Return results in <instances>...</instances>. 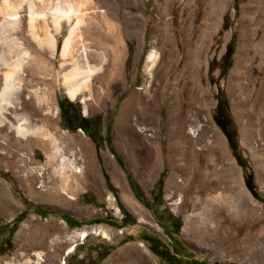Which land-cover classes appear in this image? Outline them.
<instances>
[{"label":"rangeland","instance_id":"374dc122","mask_svg":"<svg viewBox=\"0 0 264 264\" xmlns=\"http://www.w3.org/2000/svg\"><path fill=\"white\" fill-rule=\"evenodd\" d=\"M68 1L79 0H23L18 35L29 40L31 2L55 52L42 46L24 76L48 86L58 142L84 175L71 199L36 178L27 188L20 155L35 166L45 153L0 127V264H264V0H84V102L63 85L68 24L50 23ZM98 224L107 236L79 239Z\"/></svg>","mask_w":264,"mask_h":264},{"label":"bare ground","instance_id":"6f19581e","mask_svg":"<svg viewBox=\"0 0 264 264\" xmlns=\"http://www.w3.org/2000/svg\"><path fill=\"white\" fill-rule=\"evenodd\" d=\"M22 1L1 0L0 127H4L6 131L15 136L18 143L24 148L32 146L29 144H35L41 147L45 153V163H38L35 166H29L28 159H25L26 157L21 154L22 159L20 158L19 163L16 165V171L19 174H17L18 180L22 183L25 182L27 188H29L30 179L36 178L40 190L44 191L48 189L52 193H61L71 199L73 198L71 191L74 190L72 187L77 184V179L82 177V168L77 166L78 164L76 165L77 161L74 150L69 151V149L66 153L67 147L63 148L61 143L58 142V132L62 136L65 134V131H59L56 125L58 109L57 105L52 103L48 86L40 87L39 85H33L31 83L32 79L24 76L26 66L32 63H39L43 58L45 52L42 50V46L46 47L49 56H53L55 52V37L46 28L47 16L45 13L39 17L41 21L40 25H38L39 22L37 23L38 20H36L38 13L34 10V5L31 2H28L27 7L29 40L25 42L18 35L23 29L19 15V7H21L20 3ZM83 3L84 0L58 3L49 11H51L50 23L53 22V26L57 29H55L56 32L61 28L62 20L68 24V31L62 46L61 56L63 58L70 57L71 61H73V67L63 76L65 92L70 98L79 97L84 102L86 96L83 94V90L90 86L93 69L88 64L87 49L82 43L78 45V49L82 54L80 57L83 58V63L81 64L84 65L76 62L77 59L74 58V55L78 53L76 49L77 34L83 23ZM38 28L44 31L43 37H41L43 34L37 33ZM76 50L77 52H75ZM153 52L148 55L146 60L145 73L149 79L152 76L149 70V62L153 56ZM34 83L36 82L34 81ZM0 142L5 145L4 140ZM123 198L128 205H133V201L127 193L124 192ZM108 199L111 200L110 197ZM106 232L101 224L91 225L83 227L78 233V237L81 239L90 233L107 236ZM72 249V245L68 246L65 254ZM239 264L244 263L241 262Z\"/></svg>","mask_w":264,"mask_h":264},{"label":"trees","instance_id":"16d2710c","mask_svg":"<svg viewBox=\"0 0 264 264\" xmlns=\"http://www.w3.org/2000/svg\"><path fill=\"white\" fill-rule=\"evenodd\" d=\"M222 115H218L216 118H215V122L217 123V125L219 126V128L225 133L228 141H229V144L231 146V148L233 150H235V144H234V141L232 140V135L231 134H228L226 131H225V125L222 124L219 119H222ZM245 182H246V185L247 187L251 188V181H250V176L248 175L247 178L245 179ZM11 232H12V229H11ZM153 239H156V236L153 237ZM145 240H147L145 238ZM156 246L155 245H150L149 248L151 249V251L155 254H159L158 250L155 248Z\"/></svg>","mask_w":264,"mask_h":264}]
</instances>
